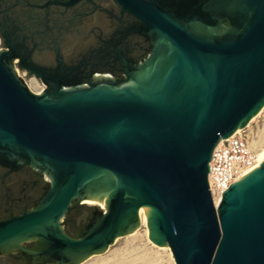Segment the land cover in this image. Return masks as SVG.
I'll list each match as a JSON object with an SVG mask.
<instances>
[{"label":"water","instance_id":"obj_1","mask_svg":"<svg viewBox=\"0 0 264 264\" xmlns=\"http://www.w3.org/2000/svg\"><path fill=\"white\" fill-rule=\"evenodd\" d=\"M114 2L154 38L117 85L53 81L38 95L0 51V154L50 181L35 208L0 222V256L81 264L137 230L143 208L150 240L168 246L175 264H264V164L218 208L208 183L217 145L264 108V0H202L186 10ZM90 199L105 210L69 237L62 221Z\"/></svg>","mask_w":264,"mask_h":264},{"label":"flooded vegetation","instance_id":"obj_2","mask_svg":"<svg viewBox=\"0 0 264 264\" xmlns=\"http://www.w3.org/2000/svg\"><path fill=\"white\" fill-rule=\"evenodd\" d=\"M201 1L160 0V5L186 10ZM153 48L154 38L114 0H0V51L11 55L16 74L40 81L42 93L52 92L53 81L64 88L117 85ZM49 183L39 169L0 154V222L35 208ZM83 205L62 221L71 238L95 219ZM0 264L45 263L14 254L0 256Z\"/></svg>","mask_w":264,"mask_h":264},{"label":"rangeland","instance_id":"obj_3","mask_svg":"<svg viewBox=\"0 0 264 264\" xmlns=\"http://www.w3.org/2000/svg\"><path fill=\"white\" fill-rule=\"evenodd\" d=\"M21 75H23L21 73ZM28 80V79H27ZM31 89L35 94H41L44 88L43 84L36 79L28 80ZM252 145L256 149L264 147V110L255 121L250 122L248 126ZM88 207L92 206L87 204ZM94 207V206H92ZM97 210L104 211L100 206ZM33 240L26 241L24 248L32 249ZM164 248L153 247L147 237V229L140 226L131 234H126L118 238L105 252L93 255L81 264H175L173 257H170L169 251ZM171 251V250H170ZM13 255L6 252L1 256Z\"/></svg>","mask_w":264,"mask_h":264},{"label":"built area","instance_id":"obj_4","mask_svg":"<svg viewBox=\"0 0 264 264\" xmlns=\"http://www.w3.org/2000/svg\"><path fill=\"white\" fill-rule=\"evenodd\" d=\"M30 91L33 92L24 74L18 73ZM34 93V92H33ZM257 151L246 129L236 132L232 137L222 140L215 148L209 163L208 175L209 190L215 205L216 198L223 195L242 177L246 172L256 166L258 162Z\"/></svg>","mask_w":264,"mask_h":264},{"label":"bare ground","instance_id":"obj_5","mask_svg":"<svg viewBox=\"0 0 264 264\" xmlns=\"http://www.w3.org/2000/svg\"><path fill=\"white\" fill-rule=\"evenodd\" d=\"M263 110H264V108L262 109V111ZM262 111L251 122L255 121L256 118H258L260 116ZM238 131H240V130H238ZM257 156H258V162H257L256 166L253 167L252 169L248 170L246 172V174L242 177V179L247 177V176H249L250 174H252L256 170H258L264 164V147L260 148L257 151ZM103 202H104V200L103 201H98L97 199H90L88 201V204H90L92 206H100L102 209H105V206L101 205ZM91 203H94V204H91ZM220 204H221V198H216L215 199V207L218 208L220 206ZM139 220H140L141 226H143V227H145L147 229V237H148L150 243L152 244V246L156 247V248H159V249L160 248H164L163 250L169 251L170 257L172 258L173 254L170 251V248L168 246L160 247V246H157L156 244H154L150 240V230H149V223H148V220H147V211L145 209H143V208H141L140 211H139Z\"/></svg>","mask_w":264,"mask_h":264},{"label":"trees","instance_id":"obj_6","mask_svg":"<svg viewBox=\"0 0 264 264\" xmlns=\"http://www.w3.org/2000/svg\"><path fill=\"white\" fill-rule=\"evenodd\" d=\"M88 210H90L91 212H93V216H98L100 215L102 212L97 210V209H94V208H91V207H87Z\"/></svg>","mask_w":264,"mask_h":264}]
</instances>
